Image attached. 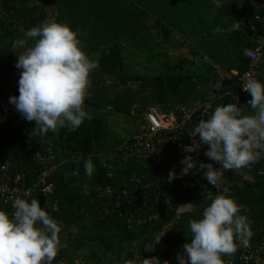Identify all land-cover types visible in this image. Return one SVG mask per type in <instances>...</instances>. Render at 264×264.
<instances>
[{"label":"trees","instance_id":"16d2710c","mask_svg":"<svg viewBox=\"0 0 264 264\" xmlns=\"http://www.w3.org/2000/svg\"><path fill=\"white\" fill-rule=\"evenodd\" d=\"M142 1L0 0V8L6 12L0 16V78L3 79L0 97L9 101L10 96L19 95L16 82L21 70L15 67L17 55L13 51L19 53L23 48L14 50L11 45L14 40L23 38L19 31L21 26L27 30L49 20L70 25L78 32L85 54L98 65L89 74L88 95L84 102V110L91 119H86L75 131L65 127L40 136L32 134L34 121L26 124H0V163H10L16 170L25 171L30 180L44 167L39 155H47L49 149L56 162L62 157L66 158L84 176L83 163L89 157L92 159L94 173L91 177L85 176L87 194L84 208L87 222L96 227L113 226L116 221L122 220L123 214L131 210L129 201L116 202L115 198L112 202L114 211L105 213L104 201L98 199L96 187L123 189L136 183L157 182L165 176L164 170L155 164L127 157L118 151L124 140L121 141L112 132L103 109H111L112 113H121L125 117H135L138 126L134 129L133 136L145 122V112L149 106L171 111L183 102H204L208 93V89L202 90L200 86L210 81L209 76L192 75L176 70L178 65L148 63L144 59L152 57L150 48L153 43L150 34H159L162 26L165 30L164 25L176 30L180 24L176 21L169 22L162 10L165 5L177 6L178 0H147V8L141 4ZM225 1L221 0L222 4ZM261 1L253 0L251 15L254 18L259 12ZM185 41L181 42L179 49ZM145 46L149 48L147 56L144 55ZM134 62L140 63L136 70L132 66ZM242 62L240 72L248 66L246 58L242 57ZM50 182L53 184L52 192L32 198L38 199L45 209L58 205L63 213L66 206L64 195L69 186L61 168L53 173ZM256 184L264 192V161L259 167ZM211 192L212 187L207 182L196 189L174 188L169 193L172 207L176 208ZM0 209L9 213L12 211L2 201ZM254 221L251 231H256L259 237L263 236L264 214H258ZM150 228L139 229L146 232ZM260 228L262 231H259ZM139 251L145 254L147 250L141 246ZM62 261L73 264L76 260L66 248L61 247L53 263Z\"/></svg>","mask_w":264,"mask_h":264},{"label":"clouds","instance_id":"9594fccd","mask_svg":"<svg viewBox=\"0 0 264 264\" xmlns=\"http://www.w3.org/2000/svg\"><path fill=\"white\" fill-rule=\"evenodd\" d=\"M212 2L218 9L223 6L221 0ZM19 31L23 38L11 45L14 50L23 48L19 53L13 51L17 55L15 67L21 70L19 95L10 96L9 103L24 119L35 122L32 134L45 136L65 127L75 131L91 119L84 102L89 74L98 67L97 63L85 54L78 32L66 23L49 20L27 30L21 26ZM242 89L251 96L247 102L250 114H244L236 104L218 105L210 114L205 112L208 118H201L193 129L192 135L209 146L205 156L220 168L203 162L198 166L197 170L217 191L198 217L188 219L191 238L177 254V264H225L223 256L234 254L237 243L246 247L252 235L247 217L240 214L241 206L230 196L229 188L221 186V169L246 168L264 156V82L249 76ZM180 163V176L196 167L191 156ZM83 168L85 176L93 175L90 157ZM72 174L79 175V171ZM175 178L179 177L170 171L168 182ZM83 187L86 195L87 185ZM11 208V213L0 209V264H53L62 246V226L36 198L15 197ZM195 211L194 203L178 205L173 218ZM124 264L136 262L125 260ZM139 264L161 261L158 257L142 258Z\"/></svg>","mask_w":264,"mask_h":264},{"label":"built area","instance_id":"2783aa9c","mask_svg":"<svg viewBox=\"0 0 264 264\" xmlns=\"http://www.w3.org/2000/svg\"><path fill=\"white\" fill-rule=\"evenodd\" d=\"M258 14L250 24L252 30L250 43L244 49V56L248 60V66L243 72L235 74L237 90L231 96L232 104H236L241 109L242 95L245 92L242 88L247 77L258 78L260 68L264 61V0L258 7ZM6 12L0 8V16ZM3 79L0 78V84ZM18 88V81L16 82ZM239 102V103H238ZM223 102L206 101L201 104L180 103L171 111H162L158 106H149L145 112V122L135 135L125 139L118 147L123 155L155 164L162 168L165 176L157 182L136 183L128 188L119 189L117 187H96L97 197L104 201L105 213H111L112 202L129 201L131 210L121 217L127 224L136 227H150L158 223L165 216L169 209H172L170 190L171 189H196L197 186L207 183L202 173L198 171L201 162L213 163L217 169L220 165L211 161L205 156L208 145L202 144L199 137L192 135L193 129L201 118L207 119L205 112L211 113L218 105ZM191 151V152H187ZM186 156H191L196 163V167L191 169L188 174L180 176L183 165L180 163ZM39 160L44 167L30 180L27 173L16 170L10 163H0V201L11 208L12 199L21 197L31 199L34 196H44L53 190L50 177L55 173L59 164L55 156L49 149L47 155H39ZM170 171H174L179 178H175L171 183L168 182ZM229 170L221 169V186H223ZM139 181V180H138ZM213 191L217 189L212 186ZM118 205V204H117ZM116 205V206H117ZM241 206V215L247 217L250 228L255 224L254 212L247 205ZM53 208L59 210V206ZM12 209V208H11ZM262 231V228L259 229ZM252 235L248 245L242 246L237 243L239 249V261L242 264H264V234L259 237L256 231H251ZM158 257L161 264H177V259L163 252H149L148 254L137 256L136 258ZM53 264H69L62 261ZM225 264H235L234 261H225Z\"/></svg>","mask_w":264,"mask_h":264},{"label":"crops","instance_id":"0c3cea01","mask_svg":"<svg viewBox=\"0 0 264 264\" xmlns=\"http://www.w3.org/2000/svg\"><path fill=\"white\" fill-rule=\"evenodd\" d=\"M229 2L230 0H226L223 4ZM237 2L240 4H237L239 8L232 10L234 16L231 19L218 18L217 23H209V31L215 32L216 37L213 38L211 35L205 49L199 47L198 50L186 54L187 46L183 44L178 52V56L184 60L183 62L186 61L191 66L192 64L195 66L188 70L190 74L210 77V81L206 84L208 93H206L204 102L211 100L218 103L223 102L222 105H225L229 100L228 103H232L231 96L236 91L227 92L223 95L214 92V88L223 81L236 85V90L238 88L235 74L241 70L242 57L245 58L244 49L249 45L252 34L250 24L255 18L251 15L253 0H243V2L237 0ZM228 5L232 8L231 3ZM215 12L217 14L216 10ZM234 24L236 25L235 28H233ZM224 31L228 33L227 38H224L222 34ZM188 50L190 49L188 48ZM201 58L207 60L211 66L210 71L215 74L223 73L224 78H215L216 76L212 77L210 72L207 74L202 72L203 62H201ZM257 80L264 82V61ZM200 88L204 89L205 85L200 86ZM250 99L249 93L242 95L241 110L244 114H250V109L247 106ZM201 103L203 102L190 104ZM9 104L6 98L0 97L1 123L2 119L9 113ZM263 161L264 156H261L249 167L229 170L222 186L229 188L230 196L239 205L249 206L254 212L255 219L258 218V214H264V192L259 190L256 184L258 170ZM57 162L68 181L69 188L64 195L66 206L63 213L53 207L46 208V211L62 226L61 247L66 248L75 257L76 261L73 264H124L125 260H133L139 264L140 258L136 257L143 255L139 251L141 246L146 248L145 254L153 251L163 252L176 258L177 254L182 252L183 245L191 238L188 219L190 216L198 217L203 207L210 203V197L216 194V191H213L206 196L190 200L187 203H194L196 211L193 214H185L176 220L173 216L177 207H172L163 216L164 218L162 217L163 219L150 226L151 228L146 232L128 225L123 218L116 221L113 226L96 227L88 223L86 219L84 187L77 188V185L71 181L70 174L75 170L72 163L63 157ZM223 259L224 261H234L235 264H242L239 261V251L237 250L231 256H223Z\"/></svg>","mask_w":264,"mask_h":264},{"label":"rangeland","instance_id":"374dc122","mask_svg":"<svg viewBox=\"0 0 264 264\" xmlns=\"http://www.w3.org/2000/svg\"><path fill=\"white\" fill-rule=\"evenodd\" d=\"M147 0L142 1V5L146 8L149 2ZM153 1V0H152ZM242 1L243 0H239ZM20 3V2H17ZM231 3L232 8L228 5ZM223 4L221 8H217L213 2L209 0H198L190 2L188 0H178V5L174 6L173 4L168 6H163L162 10L166 13L169 22H177L180 24L178 29H174L172 26L164 25L165 30H163V26L159 30L158 33L150 34L152 39V47L150 48V54L152 57L144 58L148 63L151 62H160L164 63V65H175L178 67L176 70L180 71H187L191 67H195L193 64L192 66L184 60H181V57L178 56L179 52V45L181 42L185 41L186 44V54L190 51L198 50V48L205 49L207 45V41L212 37H216L215 32H211L210 24L209 23H217L218 18H232L234 16L232 10L238 9V2L237 0H230L229 3ZM238 4V5H237ZM174 9L175 11H172ZM217 11V14L215 12ZM165 16V14H163ZM224 38H227V34L225 31L222 33ZM153 35V36H152ZM188 48L190 50H188ZM145 56L149 52V48H146ZM144 49V50H145ZM139 50V49H138ZM185 52V51H183ZM136 59V58H134ZM201 62H203L202 72L206 73L210 72L212 77L216 76L215 78H224V74H215L211 70V66L208 64L207 60L201 58ZM138 62H134L132 66H135L137 69L139 68ZM159 64V63H157ZM89 86V85H88ZM207 87L202 90H206ZM9 103V101H8ZM11 105V106H10ZM161 109V108H160ZM162 111H165L161 109ZM8 115L2 119V123H13V124H26L30 121L24 119L16 110L12 104L8 106ZM103 113L106 118V122L108 126L111 128L112 132L115 136L122 140L129 138L134 129L138 126V121L135 117L130 116L125 117L121 113H112L111 109L105 108L103 109ZM2 159V155L0 156V160ZM71 163V162H69ZM73 173V172H72ZM71 173V174H72ZM71 181L73 184L77 185V188L82 187L85 185L86 177L83 174L80 175H72Z\"/></svg>","mask_w":264,"mask_h":264},{"label":"water","instance_id":"95a60500","mask_svg":"<svg viewBox=\"0 0 264 264\" xmlns=\"http://www.w3.org/2000/svg\"><path fill=\"white\" fill-rule=\"evenodd\" d=\"M236 91V85L229 84L228 82H221L219 83L215 88L214 92L218 94H226L227 92H235Z\"/></svg>","mask_w":264,"mask_h":264}]
</instances>
